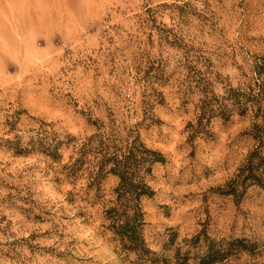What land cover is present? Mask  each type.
<instances>
[{
    "label": "clouds",
    "instance_id": "9594fccd",
    "mask_svg": "<svg viewBox=\"0 0 264 264\" xmlns=\"http://www.w3.org/2000/svg\"><path fill=\"white\" fill-rule=\"evenodd\" d=\"M0 264H264V0H0Z\"/></svg>",
    "mask_w": 264,
    "mask_h": 264
}]
</instances>
